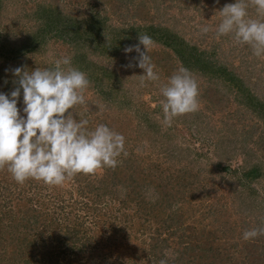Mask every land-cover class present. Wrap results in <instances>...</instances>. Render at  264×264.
Listing matches in <instances>:
<instances>
[{"label":"trees","instance_id":"1","mask_svg":"<svg viewBox=\"0 0 264 264\" xmlns=\"http://www.w3.org/2000/svg\"><path fill=\"white\" fill-rule=\"evenodd\" d=\"M22 1L21 6H26V0ZM30 1L34 4L32 9L37 15L36 21L40 23L38 29L32 31L18 26L17 30L13 31L14 36L24 38L21 42L18 41V44L12 45L7 43L6 38L9 35L6 34V38L2 35L5 28H0V56L3 52L12 53V56L6 54L7 57H4L6 61L11 62H17L27 54L40 58L48 47L53 51L55 46L60 45L54 49V54L51 51V58L70 55L72 66L85 72L90 81L85 91H92L94 94L100 93L96 89L98 84H101V79H109L113 74H109L110 71L93 60V55L90 54L95 53L96 57L103 55L102 57L112 61L119 58L120 52L126 47L139 44V34L159 38L162 46L170 49V52L179 58V66L186 67L192 73L206 75L210 72L216 79L222 77V84H225L226 80L228 82L226 86L233 88L236 86L233 81L239 82L240 79L235 71L234 73L230 71L234 69L230 59L246 56L245 53L250 57L252 52L249 45L237 44L231 34L220 36L224 40L221 44L212 42L211 45H203L202 40L198 42L194 39L196 32L193 31L191 42H187L183 32L167 25L165 19L154 22L153 17H156L159 11L156 10L154 15L153 12L144 13L145 9L147 11L154 9L152 5H150L152 9L149 6V1L141 6L142 0H93L96 6L94 8L90 5V0H67L64 4L60 2L61 0H57L56 3L51 0ZM153 1L166 6L164 4L166 1L169 5L173 0ZM16 2L17 0H0V7L5 3L17 5ZM122 9L126 11L119 12ZM136 10L138 18L144 22L143 25L137 24L134 15ZM118 15L129 16V19L115 24L113 20ZM248 15L252 19H257L252 13ZM106 30L124 37L117 43L108 37ZM105 37H108L107 40ZM225 43L229 46L232 44L229 52L232 56L228 60L231 68L224 63L213 69L214 64L218 65L216 58ZM29 45L30 48H25ZM140 47L143 50V47ZM132 53L133 57H138L136 52ZM158 55L160 54L153 53L151 56ZM166 55V58L172 56L171 53ZM125 58L128 60L129 55ZM252 60L258 63L257 65L264 66V56L253 55ZM251 62L245 60L248 69L251 68L249 66ZM43 64L45 63L38 61L29 69L19 63L13 66L23 67L29 71L36 67L43 69L54 66L53 63H48L45 67ZM14 68L11 66L7 71ZM7 71L1 73L3 82H0V91L10 93L17 85L14 83L13 74L7 75ZM247 72L251 74L249 70ZM108 85L110 90L101 92L105 98L100 96L104 102L114 93V84ZM227 90L231 91L228 88ZM242 98L250 103L255 99L252 92L244 94ZM113 101L115 98L109 101L110 107ZM260 103L264 108V102ZM85 104L87 110H83L82 107L80 110L76 107L74 111V108L72 109L74 119H87L86 127L89 129L95 128L99 123L111 125L102 117H95V112L101 109L100 104L88 101ZM17 106L18 108L23 106L22 95ZM149 130L141 135L142 138L137 136L138 139L121 133L125 137L126 155L121 154L118 157L120 163L117 167L100 168L95 174L78 173L71 176L74 180L71 185L74 183L76 186L72 191L61 184L51 185L52 188L58 189L57 192L55 190L45 192V186L49 184L42 180L29 178L20 184L12 178L6 166L0 168V206L4 209L0 215V264H122L123 258L135 257L137 254L139 258L147 257L148 264L150 260L151 264H160L161 260H165L167 264H181L180 260L183 261L185 256L188 258L194 256L202 263L211 260L210 264H264V257H261L258 251H252L253 245L247 240L241 244L233 242L228 245L229 247L218 246L219 242L225 244L232 240L242 241L243 232L241 230L236 232L234 229L236 225L229 221V213L220 216L221 220L224 218L222 222L213 215L216 209L213 205L198 208L200 202L194 195L197 189L189 185L191 183L186 181L184 175H180L181 179L178 181L175 180L179 170L173 169L168 172L169 165L170 168L173 167L178 158L166 150L169 154H161L166 163L163 164L155 150L152 152L146 150L148 147L151 148L152 133ZM173 172L176 174L173 175ZM259 175L257 171L251 169L244 174V178L257 179L256 176ZM180 180L183 181L182 187L179 184ZM138 213L147 215L149 219L147 221L151 224L164 223L165 231L174 238L170 239L162 229L155 231L154 236L149 234L150 243L148 240H145L148 244L143 243L148 226L133 221ZM115 214L120 216H114ZM32 229L31 233L37 237L25 242L22 231L29 232ZM176 239H183L184 242H176ZM170 242L173 244V250L167 251L164 248H169ZM36 243H40L41 248L44 247L38 260L35 259L37 252L33 250ZM157 248L163 250L157 251ZM196 263L201 264L199 261Z\"/></svg>","mask_w":264,"mask_h":264},{"label":"rangeland","instance_id":"2","mask_svg":"<svg viewBox=\"0 0 264 264\" xmlns=\"http://www.w3.org/2000/svg\"><path fill=\"white\" fill-rule=\"evenodd\" d=\"M51 1L56 3L57 0ZM66 1L67 0H61L60 2L64 4ZM148 1L149 6L152 5L154 9L150 6L152 11H147V9H145L144 13L153 12L152 15H154L156 10L159 11L157 16L153 17L154 22L157 23L159 20L165 19L167 25L173 27L176 31L183 32L182 34H184V38L187 42H191L193 31L196 32V37L194 39L198 42L202 40L203 45H211L212 42L217 44L224 42L221 37L217 36L215 31L216 26L222 19L219 10L226 4L233 3L234 0H173L169 5L168 1H166L164 3L166 6H162L160 2L157 3L153 0H142L140 2L141 6ZM22 3V0L21 2L17 0V5L5 3L0 7V28H5L2 35L3 37H5L6 34L9 35L5 38L7 39V43L12 45L16 44L18 41L21 42L24 38L20 39L14 36L15 32L13 31H16L18 26L19 28L22 27L23 29L27 28L36 31L40 25V23L38 24L36 21L37 15L32 9L34 4L30 0H26L24 9V7L21 6ZM89 3L92 8L96 7L93 0H90ZM83 9H85V7ZM125 11L126 10L122 9L119 12L123 13ZM248 13H252L254 18H258L252 0H248ZM137 14L136 10L134 15L136 16L137 24L143 25L144 22L138 18ZM126 18L129 19V16L124 17L123 15H118L113 22L117 24V22H121ZM203 26H207L209 30L207 32L201 31ZM106 33L109 38H112L113 41L116 40L117 43L124 37L123 35L117 36L116 34H112L107 30ZM108 37H105V40H107ZM152 39L154 45L148 50V55L151 56L153 53L160 54L157 57L151 56L152 62L155 65V71H157L160 76V81H148L146 82V86H139L138 75L143 74V69L137 66L138 61H135L137 59L132 58L133 53H125L123 50L120 52L121 56L112 61L105 59L102 57L103 55L96 57L95 53H91L90 55H93V60L98 62L99 65L105 66V68L110 71L109 74H113L114 76L112 75L109 79L102 78V81L100 80L101 84H98L96 89L100 91L99 94H94L92 91H85V101L100 104L101 109L95 112L96 114L94 113L95 117H102L105 122L111 124L109 125L111 129L119 133H124V135H128L130 138H137V136L138 138H142L141 135H144L146 131L150 129L149 131L152 133V140L150 141L151 148L148 147L146 150L151 152L155 150L163 164L166 163L163 161L164 159H162L163 157L161 154H169L168 152H170L173 156L175 155L178 158L173 164V167L170 168L169 165L168 172L173 169L179 170V175L176 176L175 180L178 181L181 179L180 175H184L186 181L191 183L189 185L197 189L194 195L197 201L200 202L198 203V208L201 206L207 208L213 205V208H216L213 215L217 216L219 219L221 215L229 213V221L231 224L234 223L236 225V227H234L236 232H238V230L244 232L246 229L249 230L254 227L264 226V108L261 107L260 103L264 102V66L257 65L258 63L253 62L252 52L250 53V57H247L248 54L245 53L246 56H238L230 59L229 57L232 55H229V52L232 44L229 46L225 43L222 48H220L219 55L216 58L218 60V65H216L217 63L214 64L213 69L224 63L228 64L231 68L228 63L230 59L232 68H234L233 70L230 69V71L232 73L235 71L236 74H238L240 79L239 82L237 80L233 81L236 85L233 88L232 86H226V84H228L226 80L225 84H222V77L221 79H216L215 76L212 77L213 74H210V72L206 75L191 72L199 86V109L198 111L175 117L171 126L165 127L162 123L163 114L160 102L163 97L160 93V86L167 83L168 77L177 70L179 67V58L174 56V54L170 52V49L162 46L159 38ZM28 47L30 48L31 45L25 46V48ZM59 47L60 45L55 46L54 49ZM50 48L48 47L40 58L33 54H27L17 62L6 61L4 57H7V55L12 56V53L3 52L4 54L2 53V56H0V82H3L1 73L11 68V66L14 68L16 63L24 65L26 69L31 68V66L38 63V61L45 63L43 64L44 67L45 65L47 66L48 63L54 64L56 58H51L52 52L54 54V49L52 51V48ZM167 53H171L172 56L166 58ZM128 55L129 58L127 60L125 57ZM245 60L252 61L251 63L253 65L249 64L251 68H247ZM130 63L132 65L131 67L128 66ZM246 69L249 70L251 74H248ZM231 72L229 74H231ZM6 73L7 75H11L12 70ZM110 83L114 84V93L109 96L110 98L106 96L108 99L106 98L104 102L103 99H101L104 97L101 95V92H108L110 87L107 86H110L108 85ZM227 88L231 91L227 90ZM242 90L244 93H242ZM248 92H252V96L255 97L252 103L247 101L245 99L246 97L244 99L242 98V96L246 93L248 94ZM114 98L115 101L111 103L112 107H110L109 101ZM256 98H260L263 101ZM75 107L78 110H80L81 107L83 110H87V104L76 105ZM117 108L122 111L115 110ZM69 111H71V109ZM120 113L122 114L120 115ZM145 119H149V121H145ZM137 144L140 145L141 143L137 142ZM251 169H254L260 174L256 176L257 179L249 180L248 178H244V174ZM172 174L174 175L176 173L173 172ZM71 182H74L73 178L67 177L62 185L72 191L76 186L73 185L74 183L71 185ZM179 184L181 185L180 187H182L183 181L180 180ZM54 188H52L51 185H46L45 192L48 190H55L57 192L58 189ZM195 204H197V202ZM3 211L4 209L0 206V215L3 214ZM117 215L118 214H115L114 216ZM147 220H149L147 215L143 213H138L133 220L134 222L139 221L138 223L140 225L143 224L144 226H148L143 243H147L145 240H148L149 234L150 236L152 234L154 236L155 231H161L165 228L164 223L155 225ZM223 220L224 218L221 221L223 222ZM32 231L33 229L29 232L22 231L25 242L34 240L37 237L33 236L34 233H31ZM166 235L170 236V239L174 238L167 232ZM148 241L149 243L151 242L150 239ZM176 242L184 241L183 239H176ZM233 242L241 244L244 242V239L242 238V241L232 240L225 244L219 242L218 246L223 248L224 246L231 245ZM247 242L253 245L252 251H258L261 257H264V235L258 236L252 239V241L247 240ZM39 244L40 243H36L35 249L33 248V250L37 252L35 257L37 260L44 248H41ZM168 245L169 248L164 249L172 251L173 244L170 242ZM9 250H11V248ZM156 250L160 251L163 249L157 248ZM32 254L34 255V253ZM5 256L8 257L6 254ZM135 257L123 258L122 264H130L131 262L134 264H148L149 259H147V257L144 258L141 256L139 258L138 254ZM193 258L185 256L183 261L181 259L180 262L181 264H197L196 261L201 262V264L211 263L210 259H208L210 262L202 263L198 258L194 256Z\"/></svg>","mask_w":264,"mask_h":264},{"label":"clouds","instance_id":"3","mask_svg":"<svg viewBox=\"0 0 264 264\" xmlns=\"http://www.w3.org/2000/svg\"><path fill=\"white\" fill-rule=\"evenodd\" d=\"M252 4L257 19L248 15V0L226 4L219 10L222 19L215 31L218 37L231 34L237 44L249 45L254 56L262 57L264 0H252ZM208 30L207 26L201 28L203 32ZM138 39L139 44L124 51L138 53L133 59L143 69L138 76L139 86L144 87L148 81H160V76L148 55L153 39L147 34ZM12 74L17 86L10 93L0 91V168L6 166L20 184L32 178L61 185L67 177L78 173L95 174L100 168L117 167L118 157L126 155L124 135L104 123L89 129L87 119L73 118L72 109L86 103L84 92L90 81L85 72L72 66L70 55L57 58L53 67H36L31 71L16 67ZM160 93L165 127H170L175 117L199 109L198 82L184 66L168 77L167 83L160 86ZM21 95L23 107L18 108ZM261 235L264 226L245 230L242 238L249 240ZM160 264L167 262L161 260Z\"/></svg>","mask_w":264,"mask_h":264}]
</instances>
